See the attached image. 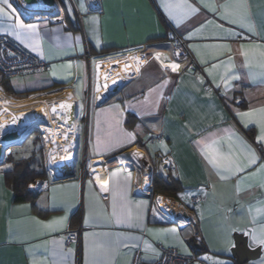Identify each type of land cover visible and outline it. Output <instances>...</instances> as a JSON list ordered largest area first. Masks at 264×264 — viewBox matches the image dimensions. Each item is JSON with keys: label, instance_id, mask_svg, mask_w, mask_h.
I'll return each mask as SVG.
<instances>
[{"label": "crops", "instance_id": "crops-1", "mask_svg": "<svg viewBox=\"0 0 264 264\" xmlns=\"http://www.w3.org/2000/svg\"><path fill=\"white\" fill-rule=\"evenodd\" d=\"M9 2L25 24L38 28L20 38L11 29L0 33L49 66L9 78L0 72V94L13 101L37 102L38 110L44 111L43 101L63 100L62 105H67L75 100L77 111L70 126L75 135L73 156L71 147L64 148L59 138L50 142L56 146L52 155L57 161L64 155L72 157L65 168L69 175H53L45 143L49 180L33 201H14L5 171L9 153L19 146L3 148L0 264H132L136 252L144 261L154 262L161 246L197 256L195 264H264V245L250 234L255 230L259 235L264 229V170H260L264 142H256L264 114L237 115L264 108L260 55L264 0H248L246 23L254 31L233 23L237 15L224 18L221 6L234 11L235 0H57L54 9ZM41 10L48 12H37ZM9 23L0 17V28ZM171 27L186 39L201 70L187 69L175 59ZM172 63L179 64L177 71L171 69ZM38 129L39 124L28 143ZM128 132L135 139L125 135ZM154 134L162 140L152 142ZM201 139L216 140L213 147L223 155L229 154L231 144L241 163L247 164L246 150L241 152L244 141L254 149L256 163L242 172L217 168L209 160L212 151L198 143ZM136 152L140 155L134 157ZM117 169L119 174L110 178ZM129 173L131 180L125 181ZM153 173L180 180L184 197L154 191ZM97 175L108 181L106 191ZM194 196L201 197L197 205ZM163 199L176 213L166 209ZM60 217H66L63 223L46 226ZM170 228L177 232L161 231ZM235 228L247 231L252 247L261 246L256 261L240 263L230 256ZM68 230L78 231L80 239L67 247ZM196 232L202 241L196 239ZM145 242L151 246L147 250Z\"/></svg>", "mask_w": 264, "mask_h": 264}, {"label": "snow or ice", "instance_id": "snow-or-ice-1", "mask_svg": "<svg viewBox=\"0 0 264 264\" xmlns=\"http://www.w3.org/2000/svg\"><path fill=\"white\" fill-rule=\"evenodd\" d=\"M191 11L192 12H196L198 11V9L191 7ZM221 7L225 8V15L224 18H227L228 15H237L239 17L238 20H233V23H241L242 26L247 27L249 29V31H254V28L252 25L246 23L247 19H248V0H235V4L231 6V8L234 9V11H229V7L228 5H222ZM213 11H216L215 8H212ZM0 17H6L8 21H10L11 23H9L7 28H0V31H8L9 29L12 30L13 34H15L17 36V38H20L21 34H24L25 36L30 35L31 33L35 32L38 28L37 24H25L24 21L19 17V15L15 14V9L13 8L12 4L9 2V0H0ZM203 27V26H201ZM197 31H199V29H197ZM78 39V38H77ZM30 47H32V45H29ZM227 47V46H225ZM242 48L244 47L243 45L241 46ZM33 50L35 51L36 48L34 47ZM175 55L179 56L180 53L177 52L175 53ZM243 55L245 56V62L249 63V59H248V52L245 51L243 52ZM260 55L262 57H264V52H261ZM161 54L160 53H156V58L160 59ZM133 59H136L137 61L140 60L139 57H134ZM128 65H125V68H127ZM167 67V66H165ZM171 69L173 71H177L179 69V64L177 63H172L170 65ZM213 67H215V65H213ZM261 67L264 68V63L261 64ZM139 69L137 68V71ZM53 75H55V73H53ZM164 83L166 84L167 81H164ZM61 107H67L66 105H61ZM119 107V106H116ZM53 112L56 111L55 108L52 109ZM255 112H259L261 114H264V108H260V109H253L249 112H243V113H237V115H239L240 117H252L253 114ZM227 131V130H225ZM125 135H127L128 137H130L131 139H135V135L134 133L128 132ZM229 139H231V137H229ZM256 142L259 144L261 142H264V125L261 126V132L260 135H258L256 137ZM198 143L203 144L205 149H208L210 151H212V155L209 157L210 163H212L215 167L217 168H222L225 171L229 172V173H233V172H242L244 171L245 167H248L250 165H253L256 163L257 157L255 155V151L254 149L251 148L250 145H248L246 142L244 141H240V144L242 145L241 147V152H245L246 154V158H247V164H242L241 160L239 158L238 154H235L231 149H232V145L229 144V149L230 152L227 155H223L220 154L219 151L217 149H214V145L217 144L216 140L211 141V143H206L204 139H201L200 141H198ZM132 155L134 157L139 156L140 153L136 152V153H132ZM207 155V152H206ZM166 163H168V161H166ZM260 170H264V165H261V169ZM120 170L117 169L111 173H109V177H116L119 174ZM251 175H256V173H252ZM222 179L225 177H221ZM125 181H130L131 180V173H129L125 178ZM96 180L97 182H99L101 184V189L102 191H106L107 188L105 187L108 183V181H100V177L99 175L96 176ZM39 183V182H38ZM91 183V181L89 182ZM30 187H32V185H30ZM181 198L184 197L183 193H180ZM162 198L158 197L157 201L159 202ZM137 207H140V205H137ZM251 211V209H250ZM257 212H260L261 209H257ZM66 219V217H60V218H56L52 221L47 222L46 226L51 227L52 225L58 224V223H63V221ZM39 223H44L42 221H39ZM85 223H87V220H85ZM163 232H169V233H173L175 234L177 232L176 228H170V229H165V230H161ZM253 237V240L259 244V245H264V229H261L259 235L256 234L255 230H252L250 233ZM182 243V242H181ZM151 247L150 245H148L147 242H145V248L146 250ZM153 252H155V249H152ZM33 264H36V262L34 261Z\"/></svg>", "mask_w": 264, "mask_h": 264}, {"label": "built area", "instance_id": "built-area-1", "mask_svg": "<svg viewBox=\"0 0 264 264\" xmlns=\"http://www.w3.org/2000/svg\"><path fill=\"white\" fill-rule=\"evenodd\" d=\"M169 39L172 44L173 54L177 61L184 62L186 68L192 71L201 70L186 39L174 27H171ZM177 52L180 53L179 56L175 55ZM48 66L47 61L36 56L21 43L15 41L7 34L0 33V72L7 78L29 73H38L47 69ZM209 87L210 84L207 83L205 88L208 89ZM150 140L152 142H159L162 140V136L154 134ZM200 200L201 197L199 196H194L192 198L194 205H197ZM177 215H179V213H177ZM179 216L181 217L182 215ZM192 223L193 221L191 218L189 221L187 220V224L191 225ZM79 235L78 231L68 230L65 245L68 247L71 243L78 242L80 239ZM195 235L196 239L202 241L199 232H196ZM160 252V257L154 262L144 261L140 253L136 252L132 264H195V262L199 261L197 256L182 253L174 247L161 246Z\"/></svg>", "mask_w": 264, "mask_h": 264}, {"label": "trees", "instance_id": "trees-1", "mask_svg": "<svg viewBox=\"0 0 264 264\" xmlns=\"http://www.w3.org/2000/svg\"><path fill=\"white\" fill-rule=\"evenodd\" d=\"M38 137L35 133L29 143L26 140L21 146L11 150L8 155L7 161L10 166L5 171V179L13 189L16 202L33 201L40 193L44 183L49 180L43 147L38 144ZM32 184L38 185V187H30ZM152 185L154 191L164 192L168 195L178 194L185 189L180 180L155 173H153Z\"/></svg>", "mask_w": 264, "mask_h": 264}, {"label": "bare ground", "instance_id": "bare-ground-1", "mask_svg": "<svg viewBox=\"0 0 264 264\" xmlns=\"http://www.w3.org/2000/svg\"><path fill=\"white\" fill-rule=\"evenodd\" d=\"M37 9H40V8H37ZM42 9H45V7H43ZM48 103L49 102H47L46 103L47 105L45 106V108H46L45 111L47 110L48 113H47V111L45 112L44 110H38L40 107L37 109L33 108L32 110H30L32 108L33 103H30L29 101L20 102V101H13L11 99L9 100L8 98H6L0 94V109L2 110V116L0 115V120H3V117H6V118L10 117L9 122L13 123V124L11 123L9 126L5 127L3 130H0V137L2 136V134L7 132L8 130L19 128V130L21 132H25V131L29 130L30 128H32L35 124L40 123V127H42L46 132L45 135L47 136V139L50 138L51 140L54 141L55 138H57V139L59 138V141L61 143H64L62 145H65V147H69V145L71 143L73 144L74 139H75V135H74V132L71 130V127L70 126L68 127V125H66L64 123V114L61 111V109H62L61 105L63 103V100H54V102H50V104H48ZM53 108L56 109L55 112L52 111ZM19 117H26L27 120L24 123H22V125H20L18 127L17 121H18ZM0 123H1V121H0ZM67 127H68V129H67ZM59 133H60V135H59ZM58 144H56V145H58ZM0 147H1V149H0V156H1L3 154L4 149H3L2 145H0ZM49 148H50L51 153L48 155V157L50 158L51 163H53L51 165L54 166V168L55 167L58 168V166H55V164H54L55 163L54 161H56V157H54L52 155L55 151V146H53L50 143ZM56 150H57V148H56ZM60 154H61V152H60ZM64 156H63V158L66 159L67 156L66 155H64ZM63 158L61 159V162H63V160H64ZM58 161H59V158H58ZM57 168L55 169V171L58 172V176L62 175L63 173H59L61 171H60V169H57ZM55 177H57V174L55 175ZM166 200L167 199L162 200L163 205H166L165 206L166 209L174 212L175 210H173L174 209L172 207L173 205L167 204L170 202L169 201L166 202Z\"/></svg>", "mask_w": 264, "mask_h": 264}, {"label": "water", "instance_id": "water-1", "mask_svg": "<svg viewBox=\"0 0 264 264\" xmlns=\"http://www.w3.org/2000/svg\"><path fill=\"white\" fill-rule=\"evenodd\" d=\"M26 6H34L35 8H56L57 0H20ZM38 13H47L48 11L41 10L37 11ZM30 14L29 12H26ZM67 107H63L62 111L65 113L66 120L65 124L68 126H72L75 117H76V102L72 100L69 104L66 105ZM27 120L26 117H19L17 121V126L19 127ZM38 128V124H35L32 128L25 132H21L18 129H11L2 134L0 137V145L7 150L12 146H21L28 137L33 133V131ZM0 156V160H1ZM68 172H64L62 175L57 176L66 177L68 176ZM246 230L244 229H237L233 230V241L229 248L230 256L240 263H244L246 261H256L262 255V248L261 246L252 247L249 243L247 238Z\"/></svg>", "mask_w": 264, "mask_h": 264}, {"label": "rangeland", "instance_id": "rangeland-1", "mask_svg": "<svg viewBox=\"0 0 264 264\" xmlns=\"http://www.w3.org/2000/svg\"><path fill=\"white\" fill-rule=\"evenodd\" d=\"M30 103H33L32 104V108L30 109V110H32L33 108H35L36 106V104H37V102L36 103H34V102H31V101H29ZM47 102L46 101H43V104L46 106L47 104H46ZM36 108H39V107H36ZM0 115L2 116V111H1V109H0ZM1 121V123H0V130H3L5 127H7V126H9L12 122H9L10 121V117L9 118H6V117H3V120H0ZM13 124V123H12ZM39 125H40V123H39ZM36 130H37V128H36ZM38 130H40V131H37L36 132V135H38L39 137H38V144L39 145H41L42 147H43V151H44V149H45V145L47 144V149L50 147V141L51 142H53V140H51L50 138H48L47 139V136L45 135L46 134V132H45V130L42 128V127H40V129H38ZM41 132V133H40ZM42 134V135H41ZM54 141H58V139L57 138H55L54 139ZM46 143V144H45ZM52 144V143H51ZM53 145V144H52ZM54 146V145H53ZM56 147V146H55ZM71 147V150H72V156H73V148H74V143L72 144H70L69 145V147H65L67 150H69L68 148H70ZM51 152H50V148H49V151H47V154L49 155ZM67 156V155H66ZM64 160H63V162H61V161H54L55 163V166H58V168L57 167H55L54 168V166H52L51 165V170H52V173H53V175L55 176L56 174H57V176H58V172H56L55 171V169L57 168V169H60V171L61 172H59V173H64L65 172V168L66 167H69L71 164H72V157H67L66 159L65 158H63ZM49 161H50V158H49ZM60 162V163H59ZM50 163H51V161H50ZM51 164H53V163H51ZM56 173V174H55ZM37 186H35L34 188H36ZM168 210V209H167ZM183 209H181V208H178V210H176L177 212H179V213H181V211H182ZM173 212V211H172ZM175 212V211H174ZM185 214H187L186 212H182V215L184 216V218L186 219V220H188L189 221V216L186 218L185 217Z\"/></svg>", "mask_w": 264, "mask_h": 264}]
</instances>
